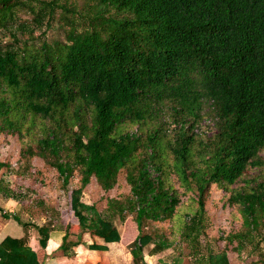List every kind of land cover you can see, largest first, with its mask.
<instances>
[{"label": "trees", "instance_id": "16d2710c", "mask_svg": "<svg viewBox=\"0 0 264 264\" xmlns=\"http://www.w3.org/2000/svg\"><path fill=\"white\" fill-rule=\"evenodd\" d=\"M91 1L95 9L83 27L64 17L63 40L30 44L45 15H33L34 29L18 28L21 2L0 0V32L15 43H0V134L40 130L36 149L23 155L53 168L63 187L75 173L80 176L70 208L82 225L95 207L80 197L96 181L106 193V211L95 232L106 243L120 240L116 219L123 223L133 215L140 229L148 221H178L187 194L196 208L179 218L178 233L194 239L216 185L240 223L225 237L227 243L235 242L237 252L248 242L259 248L264 242V0ZM48 5L46 26L58 6ZM73 7L72 2L63 7L71 17ZM12 27L22 32L26 27L21 39ZM206 120L210 127H202ZM126 125L137 129L129 132ZM211 129L216 132L207 137ZM121 174L128 191L112 198ZM11 218L25 237L12 239L9 250L0 243V264H43L26 244L34 231L29 227L37 230L43 249L56 234L48 225ZM61 238L65 250L67 233ZM140 240L130 245L131 264H148L146 255L171 246L151 234L143 245ZM194 255L197 264H230L227 250ZM251 264H264V252Z\"/></svg>", "mask_w": 264, "mask_h": 264}, {"label": "rangeland", "instance_id": "374dc122", "mask_svg": "<svg viewBox=\"0 0 264 264\" xmlns=\"http://www.w3.org/2000/svg\"><path fill=\"white\" fill-rule=\"evenodd\" d=\"M55 1L56 6L52 9L54 19L46 26L47 19L51 13L50 5L48 3ZM21 6L16 8L15 19L16 27L19 24H25L26 27L35 28L37 23L33 22V15L41 13L44 16L41 27H36L33 31L32 38L28 41L32 44H41L43 41L53 43L64 39V32L67 30V22L64 17L74 21L77 26L83 27L85 18H91L95 7L91 0H19ZM75 4L71 10L75 11V16L71 17L70 13H65L64 4ZM25 27V28H26ZM24 28V27H23ZM21 30H16L12 27V33L22 38L24 34ZM44 32V33H43ZM5 35L3 38H1ZM28 35V33H25ZM25 36L24 38H26ZM18 38V39H19ZM14 38L9 37L6 33L0 32V43L8 44L12 41V46L15 45ZM206 111L207 108H204ZM203 125L211 126V123L204 121ZM136 126H124V130L134 132ZM195 133L198 129L194 130ZM216 132L215 129L208 130L206 136L210 137ZM31 135L18 136L16 133L4 131L0 134V163H4L5 167L0 168V204L6 202V196H11L12 210L15 217L31 226L48 225L53 234H60V232L67 233L66 244L74 243L81 239L82 231H91L94 236H97L95 228L101 215L105 216V194L96 184L95 180L86 186L80 197V201L88 206H94V211H88L84 215L85 223L82 225L73 214L70 208V194L74 189L80 188V176L75 173L70 179L69 183L63 187L61 179L58 177L56 171L45 164L37 156L23 155L24 150L28 148L36 149V138L40 134L38 128L34 129ZM120 186L114 188L109 194L112 198L123 196L127 193L128 188L124 180V175H119ZM178 185V184H177ZM176 185V186H177ZM119 195V196H118ZM124 197V196H123ZM192 194H187L182 198L183 204L177 209L179 216L189 214L196 208V204L192 203ZM227 195L216 185L210 187L209 194L206 198V214L205 223L200 229L199 235L194 239H187L179 235V227L177 222L166 220L163 222H144L142 228H138L133 219V215L127 217V221H131L137 232L142 234L141 241L144 243L151 234L153 237L165 238L171 242V250H164L160 252L159 257L164 264H169L176 260L175 264H197L196 255L206 256L209 252L217 253L222 250L228 251V259L230 264H251L260 262L261 254L264 252V242L259 248L253 247V244L248 242L244 244L243 249L239 252L235 250L236 243L229 245L225 239L230 232H237L240 223L237 221V214L234 209L224 206V199ZM121 198V197H120ZM11 210V209H10ZM179 212V213H178ZM125 220V221H126ZM118 225H122L115 220ZM29 231L37 230L34 227H29ZM138 234V235H139ZM148 234V235H147ZM264 234V231H263ZM55 236V238H56ZM98 237V236H97ZM140 244V243H139ZM141 245V244H140ZM70 246L68 247L69 249ZM144 247V246H143ZM149 247H145L149 251ZM64 251V250H63ZM67 252L69 250L67 249ZM159 253V252H158ZM148 254V253H147Z\"/></svg>", "mask_w": 264, "mask_h": 264}, {"label": "crops", "instance_id": "0c3cea01", "mask_svg": "<svg viewBox=\"0 0 264 264\" xmlns=\"http://www.w3.org/2000/svg\"><path fill=\"white\" fill-rule=\"evenodd\" d=\"M4 206L0 204V243L1 246L9 250L12 245V239L24 238L25 234L22 228L16 224L11 216H15L12 210V203L14 202L8 194ZM11 209V210H10ZM132 222L124 221L122 225H118L116 221L114 224L119 231L120 240L117 243H106L103 238L91 235V231H82L80 244L76 247L67 248L64 251L60 248L62 236L65 232H60L56 238L50 239L46 247L40 248L38 243L39 236L35 231H32L26 237V244L41 258L43 264H131L133 258L130 254V245L138 238H142V234L137 232ZM139 234V235H138ZM60 235V237H59ZM148 235V234H147ZM144 239V238H142ZM147 241L144 240V243ZM67 242V240H66ZM140 240V244H144ZM83 244L98 245L104 247L101 251L88 250ZM171 246L165 250H171ZM153 252L151 255H146L145 261L148 264H164L159 257L160 252ZM159 252V253H158ZM177 261L173 260L169 264H175Z\"/></svg>", "mask_w": 264, "mask_h": 264}, {"label": "built area", "instance_id": "2783aa9c", "mask_svg": "<svg viewBox=\"0 0 264 264\" xmlns=\"http://www.w3.org/2000/svg\"><path fill=\"white\" fill-rule=\"evenodd\" d=\"M204 125H202V127H203Z\"/></svg>", "mask_w": 264, "mask_h": 264}]
</instances>
